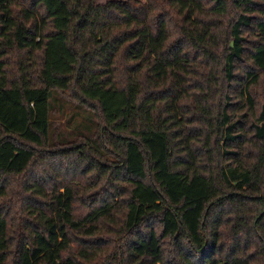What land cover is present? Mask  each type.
<instances>
[{
  "label": "trees",
  "instance_id": "16d2710c",
  "mask_svg": "<svg viewBox=\"0 0 264 264\" xmlns=\"http://www.w3.org/2000/svg\"><path fill=\"white\" fill-rule=\"evenodd\" d=\"M0 264H264V0H0Z\"/></svg>",
  "mask_w": 264,
  "mask_h": 264
},
{
  "label": "rangeland",
  "instance_id": "374dc122",
  "mask_svg": "<svg viewBox=\"0 0 264 264\" xmlns=\"http://www.w3.org/2000/svg\"><path fill=\"white\" fill-rule=\"evenodd\" d=\"M106 2L108 0H97ZM192 103L191 100H188ZM51 136L59 142L72 141L77 136L88 137L95 145L92 137L96 130L93 112L82 105L66 101L60 93L52 90L50 93Z\"/></svg>",
  "mask_w": 264,
  "mask_h": 264
}]
</instances>
